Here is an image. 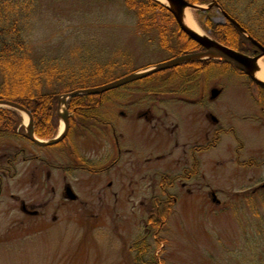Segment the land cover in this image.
I'll use <instances>...</instances> for the list:
<instances>
[{"label":"flooded vegetation","instance_id":"af4514ba","mask_svg":"<svg viewBox=\"0 0 264 264\" xmlns=\"http://www.w3.org/2000/svg\"><path fill=\"white\" fill-rule=\"evenodd\" d=\"M221 19L222 26L229 23L237 30L232 22ZM174 26L178 28L175 22ZM153 34L156 32L147 33ZM242 36L236 48L222 44L249 57L259 55L256 45ZM151 38L149 42L167 56L154 64L205 51L193 40L198 45L195 50L176 55L159 46L158 36ZM177 44L176 39L168 45ZM208 61L181 63L156 72L163 73L160 78L146 79L150 75L111 90L114 94L107 101L98 99V113L81 112L87 117L77 115L68 101L62 105L59 96L51 98L55 105L50 108V123L39 124L36 111L21 105L30 113L28 121L19 112L12 139L0 138V143L11 141L0 149V231L5 222L28 228L36 221H56L57 213L70 204L85 213L82 206L86 202L81 198L89 196H97L99 204L104 199L140 197L151 201L149 213L158 218L150 217L145 228L146 235L153 232L157 242L163 215L171 213L180 200L209 197L216 198L219 205L218 195L227 196L229 191L214 187V164H232V173L264 165V88L228 63L215 61L213 67ZM182 66L192 79L181 78ZM240 93L252 101L242 100ZM32 100L38 107V98ZM61 115H66L68 122L65 136L46 144L63 132ZM30 121L32 136L40 143L27 136ZM244 123L246 127L241 126ZM54 125V133L46 134ZM244 128L263 136V142L248 144ZM75 173L78 178L71 180ZM262 190L264 182L229 194L252 198ZM56 197L58 202H54Z\"/></svg>","mask_w":264,"mask_h":264},{"label":"rangeland","instance_id":"374dc122","mask_svg":"<svg viewBox=\"0 0 264 264\" xmlns=\"http://www.w3.org/2000/svg\"><path fill=\"white\" fill-rule=\"evenodd\" d=\"M134 1L0 0V17H5L0 20V38L8 35V28L14 33L20 29L32 57L57 58L70 72L102 71L99 79L117 78L167 57L149 42L144 26L139 27L146 1ZM239 7L240 21L259 30L257 21L248 20L243 10L246 5ZM189 12L205 31L209 19L214 24L223 21L218 9ZM151 37L157 39L156 34ZM240 97L252 101L246 94L240 93ZM243 136L250 145L263 142V136L254 130L244 128ZM10 142L2 141L0 149ZM230 166L214 164V187L232 193L264 182V165L257 170L244 167L238 173H232ZM76 174L71 180L78 178ZM229 193L218 195L219 205L209 197L180 200L171 213L163 215L157 242L153 232L147 236L145 230L148 219L157 218L149 213V199H104L99 204L97 196L81 198L86 202L82 206L85 213L70 204L53 222L36 221L28 228L5 222L0 231V264H150L151 256L156 264H256L264 256V190L252 198H232ZM144 236L152 250L137 257L135 245Z\"/></svg>","mask_w":264,"mask_h":264},{"label":"trees","instance_id":"16d2710c","mask_svg":"<svg viewBox=\"0 0 264 264\" xmlns=\"http://www.w3.org/2000/svg\"><path fill=\"white\" fill-rule=\"evenodd\" d=\"M134 1V0H133ZM141 9L143 14L139 16V27L144 26L148 32H156L158 36L159 46L167 52L173 54H180L184 52H189L195 50L194 47L196 42L190 39L178 28L174 29V20L169 12L160 4L154 0H145ZM189 3H206L209 0H186ZM222 8L230 14L232 17L241 20L239 13L241 9L240 4L246 5L244 7V12L249 16L248 20L257 23L258 29H250L246 25L243 26L248 30V32L255 37L257 40L264 42V0H215ZM135 3V1H134ZM159 10L161 13H157ZM166 13V14H165ZM5 17L1 16L0 20H4ZM259 21V22H258ZM16 21H14L10 26L14 28ZM211 30V35L219 42L226 44L230 47H238L239 45L236 41L239 39L243 40V36L238 33V31L229 23L227 26H222L214 24L208 20V24ZM174 27V28H172ZM3 30V29H1ZM8 30V35L0 38V99H6L10 101L17 102L30 110H35L38 115V121L48 123L51 122L50 108L55 105V101H51L52 97H58L60 94L73 91L78 88H85L95 86L101 83L110 81L112 78L104 79L99 76H103L99 72H89L86 71L84 74H79V72H70V70H64L60 64L62 61L57 58L49 57H32L28 50V43L21 37V30H17V33L12 32L10 28ZM5 32H2L4 34ZM178 34L179 36H177ZM178 40V44L169 46V42L173 40ZM28 50V51H27ZM60 61V62H59ZM210 65L215 67V61H208ZM72 69V68H69ZM84 71V70H82ZM67 72V73H66ZM70 72V73H69ZM180 75L182 79H192L186 74V68L184 66L180 67ZM163 73L152 75L146 79H153L160 76ZM83 75V76H82ZM114 94V91H108L102 94L96 95H80L71 98L68 101V105L72 110L76 111V114L82 117H87V114L83 113H98L99 107L98 99L105 98ZM121 94V93H118ZM33 98H38V107H34ZM46 105L44 108H39L40 105ZM94 107V110L91 109ZM55 108L51 111L54 112ZM54 119V117H53ZM20 120L19 115L9 109L0 108V138L2 137H12L14 131L16 130L17 124ZM55 120V119H54ZM55 125L52 129H48L46 134L54 133ZM163 223V221H162ZM160 226L158 231H160ZM135 245V251L139 254L137 257L144 256L146 253H151V244L148 242L147 238H141ZM141 243V244H140ZM140 245V246H138ZM260 253V252H259ZM256 255H254V258ZM254 258L250 257L249 260ZM260 259L255 261L256 264H264V256L261 254ZM151 263L156 264V260L151 256Z\"/></svg>","mask_w":264,"mask_h":264},{"label":"water","instance_id":"95a60500","mask_svg":"<svg viewBox=\"0 0 264 264\" xmlns=\"http://www.w3.org/2000/svg\"><path fill=\"white\" fill-rule=\"evenodd\" d=\"M155 1L163 5L171 13L174 19L176 20L177 24L179 25L180 29L191 39H193L194 41L199 43L201 46H203L205 48V51L199 52V53L182 55V56L173 58L169 61L156 64L150 68H146L140 71L130 73L124 77L118 78L114 81L105 83L100 86L90 87V88H85V89H77V90H74L68 93H64L60 96L61 104L65 105L67 100L74 96L103 93L105 91L123 86L129 82L147 77L155 72L179 65L181 63L201 60V59H214V60H219L222 62L229 63L230 65H233L234 67L246 73L249 76V78L254 83H256L258 86L264 88V81L258 79L255 75V73L257 72L259 68L258 59L260 56H256V57L246 56L240 52H237L231 48H228L216 42L215 40L211 39L205 34L197 32L196 30H194L193 28H191L190 26L186 24L185 19H184L185 10L190 8L193 10L204 11V10L211 8L212 6H217L221 10V8L219 7L216 1H211L206 6L192 4L186 0H155ZM221 13L226 19L230 20L238 28V30L241 33H243L253 44H255L262 51V54L264 55V47L262 45H260L254 39H252V37L247 34V32L240 26V24H238L236 21L230 18L223 10H221ZM0 106H7L11 109L24 112L25 114L28 115V117H30V113L27 109H25L24 107H22L21 105L13 101L0 99ZM65 117L66 115H61V118L64 121V131L59 136L55 137L51 141H48L46 144L56 143L65 136L67 129H68V122ZM27 131H28L27 136L30 139L34 140L37 143H40L39 141L34 139V137L32 136L31 121L29 122ZM41 144L43 143L41 142Z\"/></svg>","mask_w":264,"mask_h":264},{"label":"bare ground","instance_id":"6f19581e","mask_svg":"<svg viewBox=\"0 0 264 264\" xmlns=\"http://www.w3.org/2000/svg\"><path fill=\"white\" fill-rule=\"evenodd\" d=\"M185 22L188 26H190L191 28L197 30L198 32L200 31L199 28L197 27L196 23L194 22V19L191 15V13L189 12V10H185V16H184ZM258 70L256 72V76L258 79L263 80L264 81V61L263 60H259L258 61ZM24 120L26 121L27 118L26 116L24 117Z\"/></svg>","mask_w":264,"mask_h":264}]
</instances>
